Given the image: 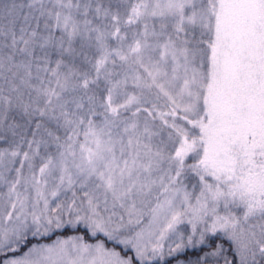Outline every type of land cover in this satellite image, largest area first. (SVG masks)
Wrapping results in <instances>:
<instances>
[{"label": "snow or ice", "instance_id": "obj_1", "mask_svg": "<svg viewBox=\"0 0 264 264\" xmlns=\"http://www.w3.org/2000/svg\"><path fill=\"white\" fill-rule=\"evenodd\" d=\"M0 264H264V0H0Z\"/></svg>", "mask_w": 264, "mask_h": 264}]
</instances>
